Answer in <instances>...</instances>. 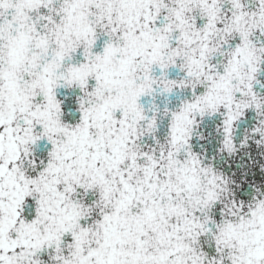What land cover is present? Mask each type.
<instances>
[{
	"label": "snow or ice",
	"instance_id": "obj_1",
	"mask_svg": "<svg viewBox=\"0 0 264 264\" xmlns=\"http://www.w3.org/2000/svg\"><path fill=\"white\" fill-rule=\"evenodd\" d=\"M0 264H264V0H0Z\"/></svg>",
	"mask_w": 264,
	"mask_h": 264
}]
</instances>
